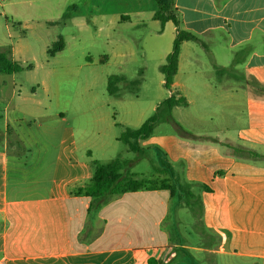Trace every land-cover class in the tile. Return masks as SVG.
<instances>
[{"label": "crops", "instance_id": "obj_1", "mask_svg": "<svg viewBox=\"0 0 264 264\" xmlns=\"http://www.w3.org/2000/svg\"><path fill=\"white\" fill-rule=\"evenodd\" d=\"M73 1L64 25L104 33L112 54L103 56L106 63L136 56L130 30L141 32L140 48L165 63L177 27L153 19L156 0ZM174 8L179 29L199 41L182 43L172 87H188L181 75L205 79L202 95L220 108V132L203 136L200 146L173 138L170 150L161 143L170 138L150 136L139 140L138 152L126 144L136 159L93 167L63 155L62 113L38 121L12 107L14 87L0 85V264H264V159L232 151L242 146L264 154V100L243 86L248 75L264 84V0H174ZM166 35L170 45H162ZM63 41L56 54L66 51ZM16 74L3 75L15 86ZM243 111L250 125L241 130ZM151 148L183 178L182 186H172L175 194L143 188L103 203L85 194L96 164L118 161L124 176L137 179L131 169L153 158Z\"/></svg>", "mask_w": 264, "mask_h": 264}, {"label": "rangeland", "instance_id": "obj_2", "mask_svg": "<svg viewBox=\"0 0 264 264\" xmlns=\"http://www.w3.org/2000/svg\"><path fill=\"white\" fill-rule=\"evenodd\" d=\"M72 3L73 0H0V51L10 45L11 59L24 67L32 66L30 71L16 74L15 86L11 85L9 77L0 74V85L14 87L16 98L12 107L34 117L38 115V121L55 120L63 114L66 120L63 155L71 153L75 161H89L93 167L94 161L136 159L137 154L127 153V145L117 138L127 128H139L152 116H156V120L151 137L170 138L161 142L168 150L173 138L200 146L205 143L203 136L220 132V108L208 105L209 98L202 95L205 79H186L181 75L180 79L188 87L167 89L159 69L164 61L139 47L144 42L139 39L141 32L136 30H130L135 39L131 46L136 56L124 62L111 59L106 63L103 56L112 54L110 45L104 41V33L64 25L67 18L63 14L70 11ZM60 36L66 41V51L49 55L48 50ZM166 41L170 45L167 35L163 36L162 45ZM119 74L125 75L128 81L118 84L117 96H110L109 76ZM172 95L184 97L188 104L176 106L169 112L161 104ZM244 114L243 111L241 130L250 125L246 124ZM151 153L153 158L143 157L132 167L131 173H135L137 179L153 181L154 185L182 186L184 180L180 173L172 175L165 162H160L162 152L151 148ZM63 155L56 180L62 175ZM160 168L164 172L161 173Z\"/></svg>", "mask_w": 264, "mask_h": 264}, {"label": "trees", "instance_id": "obj_3", "mask_svg": "<svg viewBox=\"0 0 264 264\" xmlns=\"http://www.w3.org/2000/svg\"><path fill=\"white\" fill-rule=\"evenodd\" d=\"M154 20L160 22L162 27L166 22L171 21L177 27V34L173 41L172 51L166 57L165 63L159 69L164 77V86L169 89L174 83L175 75L178 70L179 55L181 45L184 41H199V39L189 32L179 29V20L176 10L174 8V0H156V10L153 16ZM20 25V24H19ZM64 48V41L62 37L53 44L52 49L48 50L49 55L54 56ZM11 53V46H8L3 51H0V74L20 73L25 70H31L32 66H23L22 64L13 61L9 54ZM123 81L120 75H111L108 79V93L111 96H117V85ZM136 85L139 82L134 81ZM245 86L250 90L253 96L257 98H264V84L260 83L256 78L248 75L244 78ZM184 98H176L174 95L170 96L162 102L169 112L174 107L185 105ZM156 116H152L144 122L139 128H127L120 139L128 145L131 152H138L140 150L139 140L146 139L152 135ZM232 151L236 156L249 160L264 159V154L258 153L255 150L237 146H232ZM122 165L118 161L111 164L99 165L96 164L95 172L91 183L84 189L87 196L95 198L99 203L108 200L111 195L125 193L129 191H137L140 189H167L172 194H175L173 187L167 183L155 184L153 181L133 179L125 177L121 173Z\"/></svg>", "mask_w": 264, "mask_h": 264}]
</instances>
